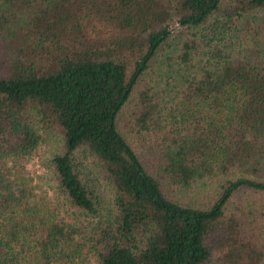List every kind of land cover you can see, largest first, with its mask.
<instances>
[{
	"label": "trees",
	"instance_id": "trees-1",
	"mask_svg": "<svg viewBox=\"0 0 264 264\" xmlns=\"http://www.w3.org/2000/svg\"><path fill=\"white\" fill-rule=\"evenodd\" d=\"M263 11L0 0V264H264V225L227 214L243 191L264 204ZM48 131L62 142L48 168L56 199L21 172ZM82 149L108 202L76 172Z\"/></svg>",
	"mask_w": 264,
	"mask_h": 264
},
{
	"label": "rangeland",
	"instance_id": "rangeland-1",
	"mask_svg": "<svg viewBox=\"0 0 264 264\" xmlns=\"http://www.w3.org/2000/svg\"><path fill=\"white\" fill-rule=\"evenodd\" d=\"M259 19L264 21V11L257 13ZM181 30L179 23L176 20H173L165 34H170L173 37H178ZM148 80L146 75L142 80L141 84ZM128 111H123L118 118V127L121 132L128 133L129 128L131 127L129 123L130 115L127 114ZM42 139L40 140L38 146L33 151V153L26 157L23 161V175L25 179L31 182L35 194H41L46 192L51 197L55 199L58 196L55 184L49 174V161L52 154L58 153L61 147V136L56 131H48L43 133ZM134 146L135 143H132ZM76 162V172L80 179L87 184L91 189L94 188L102 195L103 200L108 202L111 197V188L105 179L102 169L98 161L85 151L84 149L78 151L75 155ZM216 185L214 184L211 187V191H202L204 194L203 198H216L218 189L216 190ZM206 192V193H204ZM257 196L254 194H249V192L243 191L240 193V196L234 197L227 205V214H235L241 218L242 222L248 221L254 226L264 225V219L261 216V212L264 211V204L260 205V199L258 198V203L256 207H252L249 202L253 201ZM198 198H202L199 194ZM250 225V224H248ZM250 229L249 226L246 227V231Z\"/></svg>",
	"mask_w": 264,
	"mask_h": 264
}]
</instances>
